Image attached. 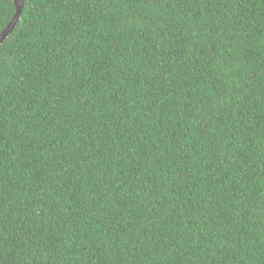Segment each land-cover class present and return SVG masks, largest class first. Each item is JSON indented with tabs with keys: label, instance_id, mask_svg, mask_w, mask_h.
I'll return each mask as SVG.
<instances>
[{
	"label": "trees",
	"instance_id": "1",
	"mask_svg": "<svg viewBox=\"0 0 264 264\" xmlns=\"http://www.w3.org/2000/svg\"><path fill=\"white\" fill-rule=\"evenodd\" d=\"M0 264H264V0H23Z\"/></svg>",
	"mask_w": 264,
	"mask_h": 264
},
{
	"label": "water",
	"instance_id": "2",
	"mask_svg": "<svg viewBox=\"0 0 264 264\" xmlns=\"http://www.w3.org/2000/svg\"><path fill=\"white\" fill-rule=\"evenodd\" d=\"M15 6V13L6 27L0 33V45L3 41L8 37V35L12 32L13 28L16 26L18 19L20 18L22 8H23V0H12Z\"/></svg>",
	"mask_w": 264,
	"mask_h": 264
}]
</instances>
